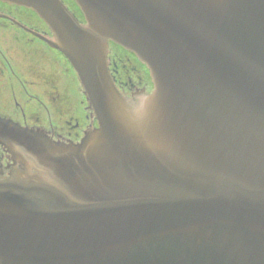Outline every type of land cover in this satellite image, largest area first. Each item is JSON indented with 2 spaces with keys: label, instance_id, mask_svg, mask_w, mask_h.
<instances>
[{
  "label": "water",
  "instance_id": "obj_1",
  "mask_svg": "<svg viewBox=\"0 0 264 264\" xmlns=\"http://www.w3.org/2000/svg\"><path fill=\"white\" fill-rule=\"evenodd\" d=\"M0 0L32 11L98 127L0 118V264H264V0ZM111 42L146 67L132 102Z\"/></svg>",
  "mask_w": 264,
  "mask_h": 264
},
{
  "label": "flooded vegetation",
  "instance_id": "obj_2",
  "mask_svg": "<svg viewBox=\"0 0 264 264\" xmlns=\"http://www.w3.org/2000/svg\"><path fill=\"white\" fill-rule=\"evenodd\" d=\"M62 2L84 24L82 15ZM21 10L25 9L0 2V118L41 131L55 142L78 144L86 133L97 129L98 122L76 73L50 45L55 43L53 34L32 12L34 20L22 19L15 12ZM112 50L126 57L124 74L113 63ZM106 56L110 77L121 95L138 102L152 92L146 67L132 53L109 42ZM14 167L0 147V179L8 177Z\"/></svg>",
  "mask_w": 264,
  "mask_h": 264
},
{
  "label": "rangeland",
  "instance_id": "obj_3",
  "mask_svg": "<svg viewBox=\"0 0 264 264\" xmlns=\"http://www.w3.org/2000/svg\"><path fill=\"white\" fill-rule=\"evenodd\" d=\"M66 2V4L69 6V8L72 10V11H76L78 13V15L81 16V12L79 10V8L75 5L74 2H72L71 0H64V3ZM5 11L4 9H2V12ZM19 14V16L22 18V19H32L34 20L35 16L32 15L30 13L29 10H21V11H15ZM112 60H113V63H117V69L119 70L120 74H124L125 72V69L127 68V61H126V57L122 54V53H117L116 50H112ZM125 77H123L124 79Z\"/></svg>",
  "mask_w": 264,
  "mask_h": 264
}]
</instances>
